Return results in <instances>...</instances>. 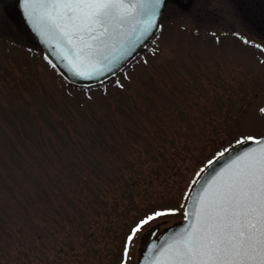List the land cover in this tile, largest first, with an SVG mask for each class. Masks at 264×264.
Returning <instances> with one entry per match:
<instances>
[{"label": "rangeland", "instance_id": "374dc122", "mask_svg": "<svg viewBox=\"0 0 264 264\" xmlns=\"http://www.w3.org/2000/svg\"><path fill=\"white\" fill-rule=\"evenodd\" d=\"M188 8L168 5L141 53L79 88L0 16L1 250H17L29 211L39 264H135L151 227L182 219L200 167L264 135V39L228 0Z\"/></svg>", "mask_w": 264, "mask_h": 264}, {"label": "snow or ice", "instance_id": "6c2138e0", "mask_svg": "<svg viewBox=\"0 0 264 264\" xmlns=\"http://www.w3.org/2000/svg\"><path fill=\"white\" fill-rule=\"evenodd\" d=\"M160 3L161 0H23L29 17L40 10L49 28L71 49L76 75L86 79L103 75L98 68L99 54L111 46L117 30L129 20L144 17L141 36L150 33L156 26ZM254 142L258 149L234 157L209 178L192 212L185 214L192 218L188 227L174 234L150 264H264V141ZM219 155L223 157L225 153ZM168 214L174 213L157 211L146 217L132 229L128 241L144 224Z\"/></svg>", "mask_w": 264, "mask_h": 264}, {"label": "water", "instance_id": "95a60500", "mask_svg": "<svg viewBox=\"0 0 264 264\" xmlns=\"http://www.w3.org/2000/svg\"><path fill=\"white\" fill-rule=\"evenodd\" d=\"M166 2L167 0H161L155 14L156 26L150 30V33L146 37L141 36V30L144 27L142 22L145 19L144 17L133 18L125 23L121 29L117 30L111 46L105 48L99 54L100 63L98 68L103 72V75L93 76V78L90 79L76 75L72 67V62H75V57L71 49L49 28L47 22L41 16L40 10H37L32 17H29L24 9L23 0H18V13L17 11H14V13L16 17L19 15L21 19L17 18V23L22 31L32 34L44 53L51 58L55 69L63 80L70 85L79 86L81 84L86 85L100 82L123 67L136 53L141 51L159 26V21ZM121 44L124 45V48H121ZM104 57H107V59ZM109 68H111V71L108 70ZM246 141L245 143H239L229 148L228 150L230 151L224 152L225 155L223 157L219 155L212 161L213 163L211 165L208 164L201 172L199 177L195 180L196 183H193L186 197L183 207V220L163 228L158 233H156V228H153L142 237V240L146 244L140 251L136 264H150V261L154 260L159 254L160 248L166 246L174 234L182 232L188 227L192 218L190 215L186 217L185 214L192 212L197 196L206 185L209 178L215 172L224 168L234 157L243 154L245 151L258 149L259 145L254 141H264V135Z\"/></svg>", "mask_w": 264, "mask_h": 264}, {"label": "trees", "instance_id": "16d2710c", "mask_svg": "<svg viewBox=\"0 0 264 264\" xmlns=\"http://www.w3.org/2000/svg\"><path fill=\"white\" fill-rule=\"evenodd\" d=\"M228 1L238 10V12L242 14L244 22H247L248 26H252L251 29L250 27H248L251 32L257 34L261 39H264V0ZM26 212L27 214H24V216H22L20 220L18 219L20 225L16 229L19 233H22L25 230L28 231V233L26 234V236H22L23 238H21V243H19V240V242L16 244V246L18 245V248L17 250H15L16 248L12 250L14 251L13 254L1 250L0 246V254H2L0 256L3 258V255L7 256V258H4V260L0 259V264H3L4 261L10 264H21L20 255H22L24 260L22 264H32L31 262H33L34 264H39V261L36 259L37 257L34 256V258H32V254L30 252L36 248H34V244L37 246L42 238H40V234L35 233L37 232L35 230V227H37V222L35 224V221H32L30 212ZM32 233L36 235L31 238L29 236ZM60 251V249H57V252Z\"/></svg>", "mask_w": 264, "mask_h": 264}, {"label": "flooded vegetation", "instance_id": "af4514ba", "mask_svg": "<svg viewBox=\"0 0 264 264\" xmlns=\"http://www.w3.org/2000/svg\"><path fill=\"white\" fill-rule=\"evenodd\" d=\"M16 2L17 0H0L1 19L4 20L7 23L6 25L12 30L15 29V26L11 19V13L15 9Z\"/></svg>", "mask_w": 264, "mask_h": 264}]
</instances>
